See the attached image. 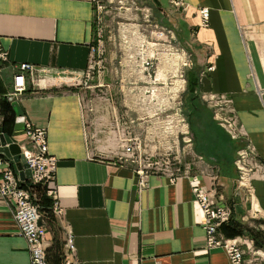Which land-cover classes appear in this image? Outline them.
<instances>
[{
    "label": "crops",
    "instance_id": "obj_1",
    "mask_svg": "<svg viewBox=\"0 0 264 264\" xmlns=\"http://www.w3.org/2000/svg\"><path fill=\"white\" fill-rule=\"evenodd\" d=\"M184 2L177 11L190 28L198 89L226 94L243 133L230 139L234 153L217 174L215 187L231 203L226 222L234 232L219 230L229 237L246 236L253 249L264 253V0ZM199 6L208 9L205 25L200 24ZM93 10L91 0H0V47L6 51L0 93L11 81L10 62L33 65L25 90L12 99L0 95V113L6 108L13 116L6 133L23 141L22 127H14V101L24 119L45 128L47 150L55 157L59 210L51 211L52 222L41 217L46 254L56 238L63 260L69 233L74 250L68 258L75 264H229L223 249L205 246L188 176L169 180L159 173H137L112 143L119 142L113 129H101L106 132L97 137L102 144L89 145L76 84L89 64ZM247 142L254 154L248 163L250 188L237 193L233 156ZM199 177L210 186V175ZM245 256L254 257L251 264H264L262 256ZM0 264H29L25 240L1 194Z\"/></svg>",
    "mask_w": 264,
    "mask_h": 264
},
{
    "label": "rangeland",
    "instance_id": "obj_2",
    "mask_svg": "<svg viewBox=\"0 0 264 264\" xmlns=\"http://www.w3.org/2000/svg\"><path fill=\"white\" fill-rule=\"evenodd\" d=\"M159 1L94 4L89 64L76 84L89 145L102 144L97 137L106 134L101 129H114L115 113L140 141L133 161L126 158L130 165L162 173L188 164L216 184L222 164L234 153L232 137L214 116L207 91L198 89L190 28L183 25L180 9Z\"/></svg>",
    "mask_w": 264,
    "mask_h": 264
},
{
    "label": "built area",
    "instance_id": "obj_3",
    "mask_svg": "<svg viewBox=\"0 0 264 264\" xmlns=\"http://www.w3.org/2000/svg\"><path fill=\"white\" fill-rule=\"evenodd\" d=\"M93 5H101L100 0H91ZM172 9H183L185 7L184 0H167ZM198 13L200 15V24H207L208 9L206 6H199ZM6 60V51L0 47V68L3 61ZM12 68V76L10 84L4 89L0 95L7 99L17 97L26 88V80L32 81V77L27 73H31L33 65L26 61L10 62ZM212 65H207L210 69ZM208 104L213 110L214 116L219 123L226 129L229 136L237 138L242 136V132L238 126L235 114L229 109V98L224 93L206 92ZM112 101V100H111ZM111 106V105H110ZM112 107V106H111ZM219 110H223L219 113ZM113 130L117 131L119 146L121 147L122 158L133 161L134 153L139 152L140 141L136 133L124 130L123 125L119 123L117 115H113ZM3 115L0 113V124ZM23 141H17L19 151L24 157L26 167L29 169V177L20 178L18 171L14 168L12 160L0 153V194L6 204L11 207L12 216L16 223L17 232L24 238L26 249L29 256V264H48L44 246L45 226L41 222V215L38 210L37 188H42L46 195L50 197V207L52 212L59 210L57 202L56 186L54 183L55 157L48 152L46 143L45 128L37 126L29 122L27 119L21 118ZM120 127V130H118ZM126 127V126H125ZM2 128L0 125V133ZM253 150L247 142L243 146L235 150L233 164L236 169V178L234 188L238 190L244 188L248 193L250 185L247 180V172L249 160L253 162ZM134 167V166H133ZM160 173L154 169H144L134 167L139 174L159 173L168 177L169 180H175L177 177L185 175L190 179V189L192 199L196 208L200 211L201 216L197 222L201 225L205 233V246L207 248L220 247L228 257L229 264H251L253 258H247V252L252 255L264 257L263 251L253 249L251 239L246 236L235 235L225 236L219 230L221 223L226 222L231 214V203L227 202L222 193L216 190L214 177H211L210 186H206L197 173L189 170L188 164L174 166ZM24 181V182H22ZM63 264H75V260L68 258L69 254H73L74 245L71 234H66L64 241ZM260 252V253H259ZM255 260V259H254Z\"/></svg>",
    "mask_w": 264,
    "mask_h": 264
},
{
    "label": "trees",
    "instance_id": "obj_4",
    "mask_svg": "<svg viewBox=\"0 0 264 264\" xmlns=\"http://www.w3.org/2000/svg\"><path fill=\"white\" fill-rule=\"evenodd\" d=\"M1 90V89H0ZM7 110H10V106L7 104ZM4 114H3V120H2V128L5 130V132L10 133L12 129V124H9L10 119L13 118L12 115L9 113L6 114V108H4ZM9 120V121H8ZM24 182V181H22ZM37 193V203H38V210L40 212L41 217H44L47 219L49 222H52L53 217L52 213L50 211V197L46 195L43 191L42 188H37L36 189ZM221 229L225 230V233L231 234L234 231L230 229V222H223L220 224ZM263 241V246H264V239L261 238ZM53 245H52V250L51 254L48 255L46 254L48 264H62V251H61V244L58 242L56 238L53 239Z\"/></svg>",
    "mask_w": 264,
    "mask_h": 264
},
{
    "label": "water",
    "instance_id": "obj_5",
    "mask_svg": "<svg viewBox=\"0 0 264 264\" xmlns=\"http://www.w3.org/2000/svg\"><path fill=\"white\" fill-rule=\"evenodd\" d=\"M11 105L16 112L14 127L21 128V110L14 101L11 102ZM0 153L12 160L13 166L17 169L20 178L29 177V169L26 167L22 153L19 151L16 139L6 132L0 133Z\"/></svg>",
    "mask_w": 264,
    "mask_h": 264
}]
</instances>
